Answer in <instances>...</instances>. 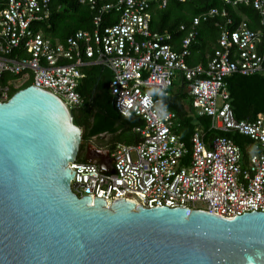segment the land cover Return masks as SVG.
Wrapping results in <instances>:
<instances>
[{
  "label": "built area",
  "instance_id": "built-area-1",
  "mask_svg": "<svg viewBox=\"0 0 264 264\" xmlns=\"http://www.w3.org/2000/svg\"><path fill=\"white\" fill-rule=\"evenodd\" d=\"M0 102L23 83L50 90L71 111L83 103L78 91L82 67L95 63L112 72L110 92L117 112L140 117L138 141L120 143L103 163L75 162L72 191L79 197L118 199L145 208L202 209L225 217L264 212V115L238 120L230 102L228 78L264 74V0H221L194 16L181 50L172 34L151 28L152 10L169 0H79L95 12L92 30H78L64 41L46 37L38 25L49 19L51 0H1ZM185 1V0H178ZM251 7L250 17L240 7ZM232 10L241 17L237 23ZM105 15L115 22L103 25ZM220 19L219 37L206 64H190L202 23ZM176 79L198 115L211 117V129L250 138L244 148L232 138L206 140L202 129L191 148L175 131L177 114L155 94L169 91Z\"/></svg>",
  "mask_w": 264,
  "mask_h": 264
},
{
  "label": "water",
  "instance_id": "water-1",
  "mask_svg": "<svg viewBox=\"0 0 264 264\" xmlns=\"http://www.w3.org/2000/svg\"><path fill=\"white\" fill-rule=\"evenodd\" d=\"M82 140L70 106L46 88L0 102V264H264V212L76 195Z\"/></svg>",
  "mask_w": 264,
  "mask_h": 264
},
{
  "label": "trees",
  "instance_id": "trees-1",
  "mask_svg": "<svg viewBox=\"0 0 264 264\" xmlns=\"http://www.w3.org/2000/svg\"><path fill=\"white\" fill-rule=\"evenodd\" d=\"M222 6L221 0H169L166 8L152 10L151 28L160 33H171L174 48L180 51L181 40L186 35L185 31L180 30V26L182 24L189 25L194 16L208 8H221ZM3 7V1L0 0V10ZM51 10L50 18L38 25L45 36L51 39L64 41L78 30H92L94 27L95 12L87 3L82 4L79 0H51ZM240 10L250 17H256V12L251 7L241 6ZM232 13L238 23L241 17L234 10ZM116 19L113 15H105L103 25L115 22ZM220 21V19L209 20L200 26L197 40L194 41L191 48V65L207 63V56L213 52V47L219 37L217 22ZM107 69L95 63L82 67L85 77L81 79L78 91L83 97V103L72 110L75 124L83 129L78 162H86L84 154L87 144L90 143L92 137L99 134H113L120 131V138L122 137L121 140L124 139L125 143L135 144L138 141L135 128L142 125L143 120L135 116L127 118L117 112L113 95L110 92L112 74L110 71L106 72ZM227 81L230 102L238 120L253 121L259 115H264V74L248 76L234 74ZM29 85H31V81L23 83L18 89H12L11 95ZM172 88L169 95H165L163 92L156 93L155 99L176 112L178 124L175 131L188 149L191 148V137L198 129L203 130L207 141L216 135H225L232 138L242 148L248 143H252L250 138L245 135L211 129V117L198 115L193 108L192 99L181 86L176 91H173Z\"/></svg>",
  "mask_w": 264,
  "mask_h": 264
},
{
  "label": "crops",
  "instance_id": "crops-1",
  "mask_svg": "<svg viewBox=\"0 0 264 264\" xmlns=\"http://www.w3.org/2000/svg\"><path fill=\"white\" fill-rule=\"evenodd\" d=\"M110 72L111 70L108 69ZM112 74V72H111ZM82 129V128H81ZM83 130V129H82ZM120 131H117L113 134L102 133L98 136H94L90 139V143L87 144L86 152L84 154V158L90 160L93 163H99L103 168V163L111 158L112 151L115 147L120 144H129L132 145L134 143H125L120 138Z\"/></svg>",
  "mask_w": 264,
  "mask_h": 264
},
{
  "label": "rangeland",
  "instance_id": "rangeland-1",
  "mask_svg": "<svg viewBox=\"0 0 264 264\" xmlns=\"http://www.w3.org/2000/svg\"><path fill=\"white\" fill-rule=\"evenodd\" d=\"M106 72H109V70L107 69ZM175 82H176V85L172 88L173 91H176L178 89V87H180L182 84V81L180 79H176Z\"/></svg>",
  "mask_w": 264,
  "mask_h": 264
},
{
  "label": "flooded vegetation",
  "instance_id": "flooded-vegetation-1",
  "mask_svg": "<svg viewBox=\"0 0 264 264\" xmlns=\"http://www.w3.org/2000/svg\"><path fill=\"white\" fill-rule=\"evenodd\" d=\"M87 162H90V160H87Z\"/></svg>",
  "mask_w": 264,
  "mask_h": 264
}]
</instances>
